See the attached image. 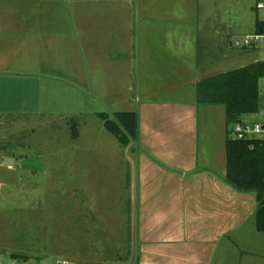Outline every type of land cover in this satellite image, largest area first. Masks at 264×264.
<instances>
[{
    "label": "crops",
    "instance_id": "1",
    "mask_svg": "<svg viewBox=\"0 0 264 264\" xmlns=\"http://www.w3.org/2000/svg\"><path fill=\"white\" fill-rule=\"evenodd\" d=\"M202 3L0 0L2 85L11 90L23 79L28 88L52 79L90 89L110 114L138 116L137 142L116 150L125 161L120 191L134 230L130 264H264L258 196L224 180L226 108L197 100L201 81L227 72L223 54L234 38L201 22ZM68 36L72 43L64 44L78 64L70 71L74 85L47 75L50 42ZM83 136L78 131L75 140Z\"/></svg>",
    "mask_w": 264,
    "mask_h": 264
},
{
    "label": "rangeland",
    "instance_id": "2",
    "mask_svg": "<svg viewBox=\"0 0 264 264\" xmlns=\"http://www.w3.org/2000/svg\"><path fill=\"white\" fill-rule=\"evenodd\" d=\"M201 1V22L206 18L234 38L255 34L257 21H264V12L256 10L259 0ZM66 42L72 43L69 36L50 42L47 75L66 77L61 81L72 85L70 71L78 64ZM225 51V71L264 59L262 46L249 53ZM14 81L11 90L0 81V255H18L26 264H130L134 230L120 191L125 161L100 117L109 112L95 103L90 89L52 79L28 88L23 79ZM81 130L83 140L77 142L73 131ZM13 155L15 165L4 163Z\"/></svg>",
    "mask_w": 264,
    "mask_h": 264
},
{
    "label": "trees",
    "instance_id": "3",
    "mask_svg": "<svg viewBox=\"0 0 264 264\" xmlns=\"http://www.w3.org/2000/svg\"><path fill=\"white\" fill-rule=\"evenodd\" d=\"M257 32L264 33V21H257ZM247 50V49H245ZM264 62L259 60L242 68L204 79L197 85V100L203 105H222L226 108L228 125L245 116L257 113L261 107L260 80ZM105 129L115 136L123 148L138 140V116L135 112L104 113ZM74 138L78 131H73ZM227 172L224 180L241 192L256 193L259 208L257 226L264 232V142L227 140ZM14 258L22 257L15 255Z\"/></svg>",
    "mask_w": 264,
    "mask_h": 264
},
{
    "label": "built area",
    "instance_id": "4",
    "mask_svg": "<svg viewBox=\"0 0 264 264\" xmlns=\"http://www.w3.org/2000/svg\"><path fill=\"white\" fill-rule=\"evenodd\" d=\"M256 10L264 12V0H259L256 4ZM231 46L233 48H244L247 50H256L260 46L264 47V33L256 32L252 35L244 36L243 38L235 37ZM264 62V59H260ZM261 89V107L260 110L252 114L251 119L243 117L240 121L231 124L229 136L233 140L247 141L251 143V148H254L255 142H264V76L260 80ZM0 264H26V261L21 259H5L0 255ZM55 264H74L67 259L56 261Z\"/></svg>",
    "mask_w": 264,
    "mask_h": 264
},
{
    "label": "water",
    "instance_id": "5",
    "mask_svg": "<svg viewBox=\"0 0 264 264\" xmlns=\"http://www.w3.org/2000/svg\"><path fill=\"white\" fill-rule=\"evenodd\" d=\"M260 32H262V30H260ZM14 161H15L14 158H12V157L10 158V157H9V158H6L5 163H6V164H11V163L13 164Z\"/></svg>",
    "mask_w": 264,
    "mask_h": 264
}]
</instances>
